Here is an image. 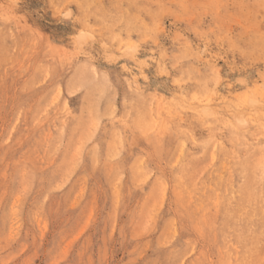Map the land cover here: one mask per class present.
Returning a JSON list of instances; mask_svg holds the SVG:
<instances>
[{"label": "rangeland", "instance_id": "rangeland-1", "mask_svg": "<svg viewBox=\"0 0 264 264\" xmlns=\"http://www.w3.org/2000/svg\"><path fill=\"white\" fill-rule=\"evenodd\" d=\"M0 264H264V0H0Z\"/></svg>", "mask_w": 264, "mask_h": 264}, {"label": "bare ground", "instance_id": "bare-ground-1", "mask_svg": "<svg viewBox=\"0 0 264 264\" xmlns=\"http://www.w3.org/2000/svg\"><path fill=\"white\" fill-rule=\"evenodd\" d=\"M130 33V32H129ZM28 166V165H27ZM58 174V173H57ZM253 233V232H252ZM252 237H253V235H252ZM255 252V251H254Z\"/></svg>", "mask_w": 264, "mask_h": 264}]
</instances>
